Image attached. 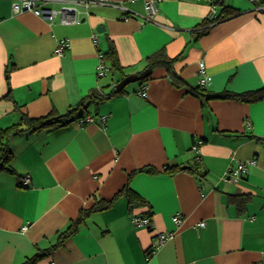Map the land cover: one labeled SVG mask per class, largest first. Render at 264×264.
I'll return each instance as SVG.
<instances>
[{"label": "crops", "instance_id": "1", "mask_svg": "<svg viewBox=\"0 0 264 264\" xmlns=\"http://www.w3.org/2000/svg\"><path fill=\"white\" fill-rule=\"evenodd\" d=\"M14 1L0 0L1 127L18 122L20 110L34 117L65 112L93 89L108 86V93L117 78L100 77L98 65L99 53L112 45L128 75L165 49L171 57L181 54L175 71L193 86L204 75L202 60L212 77L204 86L210 91L264 86L260 0H224L236 13L214 25L206 0H159L154 20L145 18L147 0H105L93 3L81 22L67 24L61 14L51 20L31 10L15 12ZM39 6L59 10L63 3L40 0ZM62 40L69 47L59 55ZM146 84L147 97L135 81L91 105L92 121L10 138L12 171H0V264H21L56 243L81 209L112 199L130 173L144 167L156 173L139 171L130 187L145 205L131 210L126 195H119L36 264H264V142L256 138H264V98L203 104L162 67ZM9 92L16 103L6 98ZM200 141L197 160L192 146ZM249 159L255 162L243 177L226 178L231 166ZM167 166L197 172L171 174ZM28 174L31 183L21 185ZM236 195L251 196L242 211L231 201ZM134 213L150 216V226L135 225ZM160 233L172 235L151 253Z\"/></svg>", "mask_w": 264, "mask_h": 264}, {"label": "trees", "instance_id": "2", "mask_svg": "<svg viewBox=\"0 0 264 264\" xmlns=\"http://www.w3.org/2000/svg\"><path fill=\"white\" fill-rule=\"evenodd\" d=\"M260 6L264 5V0H260ZM220 13L216 18H208V24L214 25L215 23L219 22L222 19H225L228 16L236 13V9L231 7L230 5H226L224 0H220ZM264 10V7L261 9ZM208 25L205 28H202L198 32L199 35H203L208 31L210 27ZM105 57L107 58L110 64V74L113 77H116V82L119 83L124 77L128 74L125 71L124 66L121 64L117 49L114 45L110 47V49L104 53ZM182 57L181 54L175 57H171L168 55L165 49H159L152 54L148 55L144 61V67L137 72L138 82L142 86L143 84L147 83L148 80L152 77L154 71L157 68H165L167 70L168 76L171 78L173 84L178 87H186L187 91L197 97H199L203 104L209 102L213 99H236L241 100L244 102H256L262 100L264 98V86L254 90H248L244 92H231L229 90H224L221 92H214L210 91L202 85L193 86L189 84L185 79H183L176 71H175V62ZM106 87H99L93 89L89 94L83 97V99L76 105L71 106L65 112H60L56 109L51 110L48 114L34 117L31 116L26 111L20 110L21 117L18 122L13 123L7 127L0 126V171H12L10 167V162L13 158V152L10 146V138L15 135L26 134V133H37L43 131H50L53 129H59L67 127L74 122L85 118L90 113L91 105H98L102 101H105L112 95L121 94L125 91L126 87L123 89H117L114 87L108 93L104 90L107 89ZM7 99L12 100L13 96L11 92L6 95ZM16 103V102H15ZM17 107L20 106L17 105ZM260 141L264 142V138H259ZM154 167H144L137 171H133L129 175V181L124 189L119 191L112 199L105 200V199H97L95 204L90 208L81 209L78 217L74 219L71 224L63 231L58 234L57 242L52 244L50 247L47 248H39L38 251L30 256L27 257L21 264H36L41 259L51 255L56 249L61 247L64 242L74 235L82 223L85 222L86 218L94 211H102L112 206V203L119 195H126L129 203V208L134 210L136 207L146 204V200L139 195L136 191H134L130 187V182L133 176L138 173L139 171H146L148 173H156ZM182 170H189L192 172H197V169L193 166H167L165 171L174 174ZM251 198L250 195H236L231 196L232 202H237L240 211H242L245 204Z\"/></svg>", "mask_w": 264, "mask_h": 264}, {"label": "built area", "instance_id": "3", "mask_svg": "<svg viewBox=\"0 0 264 264\" xmlns=\"http://www.w3.org/2000/svg\"><path fill=\"white\" fill-rule=\"evenodd\" d=\"M40 0H15L13 2V10L15 12H22L25 10H31L34 11L35 14L41 15V16H47V18L53 20L55 16L58 14H61V21L63 23H78L81 22L84 19L85 15L89 14L90 6L93 3H105V0H57L59 2L63 3V6L61 9H48L44 7L39 6ZM158 1L159 0H147L145 4L146 8V20H154L155 16L158 14L159 7H158ZM211 5V10L208 18H216L220 13V0H206ZM264 7L261 6L259 9H262ZM129 15L126 14L125 17H128ZM93 41L97 44L98 43V37L97 35L93 36ZM69 47L68 40H62L56 50V52L59 55L64 54L65 50ZM100 63L98 65V75L100 77H104L107 74L110 73V64L105 57L104 53L100 52ZM200 71L204 74L202 78L200 79V85L206 86L212 82V77L208 74H205V62L202 60L200 62ZM141 96L147 97L148 96V85L145 83L141 86L139 90ZM85 119L87 121H92L93 117L86 116ZM103 119H106V116H103ZM200 142L195 143L192 146V149L196 152V159L200 160ZM254 159H249L246 162H240L237 166H231L227 173L226 178L228 180L237 181V179L243 177V175L247 172L248 163H254ZM31 183V176L25 175L21 178V185L27 186ZM174 221L176 223H180L182 221L181 215L176 214L173 217ZM131 221L137 225V226H144L149 227L151 224V217L141 214H132L131 215ZM199 226H205V222L202 221L199 223ZM28 226L25 225L23 229H27ZM171 233H160L157 235V238L155 239L152 247H151V253H154L167 239L171 237Z\"/></svg>", "mask_w": 264, "mask_h": 264}, {"label": "water", "instance_id": "4", "mask_svg": "<svg viewBox=\"0 0 264 264\" xmlns=\"http://www.w3.org/2000/svg\"><path fill=\"white\" fill-rule=\"evenodd\" d=\"M103 30H105V27L102 30L100 26L98 27V31L101 32ZM137 80H138V76L136 74L127 75L119 83H117L115 87L120 90V89H123L127 84L131 82H135Z\"/></svg>", "mask_w": 264, "mask_h": 264}]
</instances>
